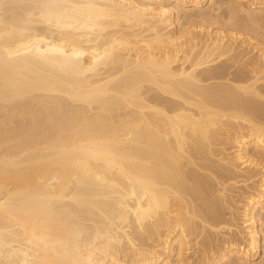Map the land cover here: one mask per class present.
Here are the masks:
<instances>
[{
    "label": "bare ground",
    "instance_id": "bare-ground-1",
    "mask_svg": "<svg viewBox=\"0 0 264 264\" xmlns=\"http://www.w3.org/2000/svg\"><path fill=\"white\" fill-rule=\"evenodd\" d=\"M0 264H264V0H0Z\"/></svg>",
    "mask_w": 264,
    "mask_h": 264
}]
</instances>
